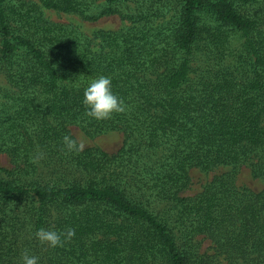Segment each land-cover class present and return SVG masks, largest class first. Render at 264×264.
<instances>
[{"label":"trees","instance_id":"1","mask_svg":"<svg viewBox=\"0 0 264 264\" xmlns=\"http://www.w3.org/2000/svg\"><path fill=\"white\" fill-rule=\"evenodd\" d=\"M263 1L0 0V264H264V188L235 184L264 178ZM42 9L129 25L86 34ZM101 74L124 102L106 120L82 103ZM72 125L124 139L69 151ZM41 227L75 236L51 248Z\"/></svg>","mask_w":264,"mask_h":264},{"label":"rangeland","instance_id":"2","mask_svg":"<svg viewBox=\"0 0 264 264\" xmlns=\"http://www.w3.org/2000/svg\"><path fill=\"white\" fill-rule=\"evenodd\" d=\"M35 1V0H34ZM264 3V1H263ZM114 7L122 10L123 12L133 13L134 6L129 2H121L115 4ZM94 12L96 9H99L97 6L92 8ZM244 11H251L250 8H243ZM43 16L52 22H57L61 24L68 25L70 27H74L79 29L80 31L91 34L92 32L105 29V30H116L125 28L129 25V22L125 19H121L117 14L104 15L95 20H86L83 19L80 15L76 13H63L57 12L54 10H45L42 9ZM3 80L0 78V85ZM71 132L76 138L77 142L82 143L84 147H99L104 151L109 153L115 152L122 144L124 139V135L120 130L108 131L105 133H101L98 135L90 136L84 130L77 126H70ZM0 166L5 168L11 167V161L9 156L0 152ZM225 168H217L213 171H202L198 168H192L190 170L191 184L186 189V194H194L202 189V187L210 181L212 176L215 173H219L224 171ZM235 184L238 186H245L254 191H258L264 188V178L261 177H253L250 171V168L247 166H242L235 177ZM201 250L209 251L210 243L206 239H202L201 241Z\"/></svg>","mask_w":264,"mask_h":264},{"label":"clouds","instance_id":"3","mask_svg":"<svg viewBox=\"0 0 264 264\" xmlns=\"http://www.w3.org/2000/svg\"><path fill=\"white\" fill-rule=\"evenodd\" d=\"M82 103L86 107L87 114L97 120H106L113 113L124 111V102L114 93L111 77L103 74L96 76L85 86ZM63 139L67 150H83L84 145L82 143L78 144L68 136ZM34 235L39 242L56 248L63 246L65 241L72 239L75 236V229L68 228L66 231H57L41 227L36 229ZM20 264H39V259L25 251L21 254Z\"/></svg>","mask_w":264,"mask_h":264}]
</instances>
